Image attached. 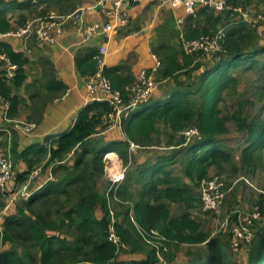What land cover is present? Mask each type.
<instances>
[{
    "label": "trees",
    "instance_id": "obj_1",
    "mask_svg": "<svg viewBox=\"0 0 264 264\" xmlns=\"http://www.w3.org/2000/svg\"><path fill=\"white\" fill-rule=\"evenodd\" d=\"M76 1L52 2L62 11L60 13H70L76 9ZM230 4L240 5L241 0H231ZM35 5L32 0H0V34L12 29L10 12L24 11L30 15ZM203 12L209 17L208 21H213V26L224 19L223 13L215 15L207 9ZM27 15L21 14L18 17L19 26L30 19ZM190 18L193 20L196 17ZM201 34L208 32L205 28L200 30L190 25L184 32V38L192 40ZM256 38L254 31L244 24L228 28L222 53L203 58V61H209V66L195 64L193 57L182 55L179 49L171 45L157 46L154 54L161 64V77L173 79L174 86L162 102L149 101L122 118L120 130L125 140H105L102 135L96 138L95 135L103 127L112 109L107 102L91 101L86 104L78 112L73 126L48 149V164L52 165L53 179L46 183L39 194H31L28 199H23L20 206L15 204L14 214L2 217L0 246L3 248L0 247V264H156L158 260L155 249L150 247L145 250L138 245L146 243L137 229L145 233L155 230L159 237L164 238L163 245L168 247L205 244L207 251L204 256L190 258L187 264H233L225 260L219 250V241L210 238L188 211L195 203L191 186L206 178L210 167L222 162L228 163L231 159L219 144L228 130L220 117L218 104L224 91L238 86L235 70L258 68L259 58L264 55V45H259ZM0 51L6 52L17 65L12 83L6 82L0 72V96L9 102L8 117L13 119L19 104L13 91L24 81V66L28 60L23 52H15L9 44L3 42H0ZM97 55L98 52L90 51L76 60L77 69L82 75L89 73L91 76L96 72L97 62L94 57ZM45 66L49 71L45 75V79L48 78L46 88L59 97L66 91V87L55 79L51 64L46 62ZM122 69V66H104L103 73L112 89L119 91L123 100L127 101L125 88L135 81L133 77L121 73ZM180 74L182 80L179 79ZM159 123L166 125L173 133L183 132L193 124L198 136L181 144L187 151L181 169H167L174 165L171 157H162L152 165L146 162L148 157L141 160V163H134L137 170L129 175L127 182L133 185L131 181L135 177L142 185L133 197L132 206L123 211L122 222L116 219V232L121 241L129 246V254L143 252L144 258L139 261H122L115 246L107 241L109 200L125 195L127 185L120 190H112L107 196L102 195L93 189V175H105L110 162H126L127 141L144 148L152 146ZM237 124L239 130L246 134L241 167L255 169L264 148V119L249 122L237 118ZM45 152L42 146L29 150V154L35 157L34 161L39 160ZM70 153L73 160L69 166L66 158ZM0 154H5L2 148ZM29 167L31 169V162ZM32 170L15 174L12 179L14 189L26 181ZM7 192L8 186L5 193L0 191V198ZM73 197L75 204L66 205ZM173 205H181L187 212L174 217L170 210ZM3 206L0 202V208ZM96 210L99 211L98 216ZM115 216L119 214L115 213ZM65 227L67 230L73 228L74 236H69ZM235 264H264V227L254 235L250 255L245 262Z\"/></svg>",
    "mask_w": 264,
    "mask_h": 264
},
{
    "label": "crops",
    "instance_id": "obj_2",
    "mask_svg": "<svg viewBox=\"0 0 264 264\" xmlns=\"http://www.w3.org/2000/svg\"><path fill=\"white\" fill-rule=\"evenodd\" d=\"M100 1L77 0L76 9L73 11H77L76 26L72 23L69 24L64 32L55 38L52 45L42 49H33L29 55H25L28 62L24 66V81L18 89L13 91L19 100V104L17 113L12 120L20 123H31L35 127L30 132H24L14 129L12 125H1L2 127L6 126L9 133L0 132V148L10 156L16 174L25 173L37 166L42 167L40 176L29 188L32 195L39 194L46 183L53 179L52 165L48 164V149L54 145L58 137L73 126L78 112L102 94L100 92L90 94L87 91L86 85L90 75L89 73L82 75L77 69L76 60L79 57L88 54L90 51L98 52L103 47L105 49L104 65L107 68L122 66L121 73L133 77L136 81L142 70H149L153 67L154 50L157 46L168 44L178 49L180 35H184L188 26H197L200 30L206 29L207 26L200 27L199 24L201 20L204 22V20L208 21L207 19H209L202 8L198 11L196 18L191 20L186 15L182 2L176 1L165 7H160L157 0H139L126 5L124 8L130 17V24L127 28L115 32L101 31L87 40H82L78 31L79 26L84 27L90 24L103 26L104 23L112 19L111 15L103 14L97 8ZM32 2L36 3L35 0ZM240 5L251 13L264 12V0H241ZM103 6L109 11V3H105ZM21 14L27 15L26 12L17 10L9 13L13 20L11 30L19 27L17 21ZM214 14L217 15V12ZM226 16L228 17L227 13H223L222 18L224 19L217 25H212L214 29H206L207 32L214 31L221 26L227 19ZM180 20L183 23L178 25L177 22ZM209 22L212 23L213 21ZM12 39L6 38L1 42L9 44L15 52H22L20 41L15 38ZM256 40L259 45H264V39L256 38ZM14 47L18 48L15 49ZM46 62L51 64L55 79L62 82L66 87V91L59 97L46 88L48 78L45 79V75L46 73L49 74L47 66H45ZM179 79H183L181 74ZM159 81L160 84L152 94L151 103L162 102L174 86L173 79L161 78ZM119 131L113 129L101 137L105 140H124ZM96 138H100V136ZM37 146H42L46 152L39 160L34 161L35 157L29 154V150ZM142 154H134L136 163H141V160L150 156L149 154ZM66 160V164L70 166L73 160L71 153ZM29 162L32 163L31 169ZM171 167L172 165L168 166L167 169H171ZM19 188L21 186L14 189V183H10L8 192L0 198V202L4 204L0 208V232L2 217L5 214H14L15 201L22 199L17 196ZM173 206L170 207L171 212ZM96 211L98 216L99 211ZM172 216L179 217L173 214ZM143 256V252H136L121 256L120 259L122 261H139L144 258Z\"/></svg>",
    "mask_w": 264,
    "mask_h": 264
},
{
    "label": "built area",
    "instance_id": "obj_3",
    "mask_svg": "<svg viewBox=\"0 0 264 264\" xmlns=\"http://www.w3.org/2000/svg\"><path fill=\"white\" fill-rule=\"evenodd\" d=\"M138 1L139 0H101L97 4V8L100 9L103 14L111 15L112 19L111 21L104 23L103 26H99L98 24H90L84 27L79 26L78 31L82 40H87L101 31L115 32L127 28L130 24V17L124 8L126 5ZM157 1L158 6L160 7H165L169 3L176 1L182 2L185 13L189 17H196L198 11L202 8L217 13H229L228 22H224L221 26L208 34H201L198 38L192 40L185 39L183 34L180 35V52L182 55L195 58L194 61L222 53V44L225 39L226 31L232 26L244 24L253 30L260 39H264V12L251 13L245 10L241 5L232 6L230 4L231 0ZM105 3L110 4L109 11L103 6ZM76 12L65 14L50 11L43 16L28 19L17 29L0 34V42L6 38L18 39L21 43V51L23 54L29 55L33 49H42L45 46L52 45L55 38L63 33L69 24L72 23L76 26ZM182 23V20L177 22L178 25H181ZM104 53L105 49L101 47L98 50V55L94 57L97 62V69L93 75L89 76L86 85L87 91L90 94L96 92L102 93L100 96L94 98L93 101L107 102L112 109V112L108 115L106 121L103 122V127L99 129L95 137L101 136L113 129L120 130L122 118L127 117L131 111L149 102L152 98L153 92L160 84L156 80V75L161 69V64L156 56H154L153 67L149 70H142L136 81L129 87L125 88L128 94V100L124 101L121 93L112 89L110 81L104 76ZM15 70H17V65L10 60V57L6 52L0 51V72H2L6 82L12 83L15 77ZM8 109L9 102L0 96V131L6 133H9L7 127H2L1 125L13 126L15 123V121L8 117ZM14 127L24 132H30L35 126L34 124L28 123L23 126L14 125ZM120 133L125 140L121 130ZM185 136L189 137L187 140L188 142L191 136H198V131L194 128L193 130L186 132ZM127 144V153L129 155H134L138 151L144 149V147L131 141H127ZM106 169L109 173V184L106 191L107 196L112 190L115 191L121 185L124 180L125 169H122L114 162H110ZM41 171L42 167L37 166L29 173L26 181L21 185V188L18 189L17 196L22 199H28L31 196L32 193L29 188L40 176ZM15 174L10 156L8 154H0L1 192L5 193L7 191V186L12 181ZM198 187L202 212L204 214H219L227 193L221 177L218 175L206 177L198 183ZM109 212L110 222L108 224L107 241L115 246L116 253L119 255L124 247L129 246L123 243L117 235L116 219H114V214L110 208ZM257 216L258 215L255 213L252 218H256ZM227 220L225 223H227ZM225 223H223L216 231H226V228H224ZM249 226V222H240L231 228L229 232L230 247L233 251H238L243 243H249L253 240L254 234ZM137 230L146 245L155 249L156 258L158 260L156 264H165L160 256V254H163L168 248V246H165L162 243L164 238L159 237L155 230H151L149 233H145L141 229Z\"/></svg>",
    "mask_w": 264,
    "mask_h": 264
},
{
    "label": "rangeland",
    "instance_id": "obj_4",
    "mask_svg": "<svg viewBox=\"0 0 264 264\" xmlns=\"http://www.w3.org/2000/svg\"><path fill=\"white\" fill-rule=\"evenodd\" d=\"M35 1L36 5L32 8V13L28 15L30 19L43 16L50 11L62 12L58 7L54 6L52 2L54 0ZM210 13L213 14V11H210ZM228 20L227 18L225 22H228ZM199 25L200 27L207 26L206 29L208 30L214 29L212 23L209 21L204 20L203 22L201 20ZM256 37L259 38L257 35ZM14 48L17 49L18 47ZM178 49H180V45ZM194 62L195 64L200 63L201 66H209L210 64L209 61H203V59ZM234 73L238 78V86H232L224 91L222 99L218 104L220 117L224 120L228 130V133L220 139L219 144L220 147L230 155L231 159L228 163L222 162L210 167L207 173V177L213 175L221 177L227 191L225 200L219 214H204L201 210L198 183H194L191 189L195 197V203L192 204L193 208L188 211L191 218L201 224L202 230L208 233L210 238H215L219 241V250L224 255L225 260L233 264L245 262L248 255H250L253 240L249 243H243L238 251H233L230 247L229 232L231 228L240 222H249V227H251L255 235L258 230L264 227V148L261 151L260 160L255 169L242 168L240 159L242 149L245 147L244 139L246 134L244 131L239 130L237 124V118L246 119L249 122H257L264 119V55L259 58L258 68L248 71L237 69ZM161 74L162 73L159 72L156 75L158 83H160L159 79L162 78ZM24 124L28 123H14V125L18 126H23ZM192 125L183 132L173 133L166 125L159 123L157 126L158 133L154 135L153 145L145 147L136 154H149L150 156L146 161L148 164L162 157H171L174 163L171 169L174 167L181 169L187 157L186 148L181 144L187 142L189 137H186L185 133L194 129V125ZM14 129L17 128L14 127ZM193 137L194 136H191L190 139ZM113 162L117 163L122 169H125L124 180L118 189L120 190L122 186L127 185V193L120 197L117 196L113 200H109V208L114 214V219L121 222L123 211L132 206L133 197L141 187L142 182L135 177H133L131 181V183H134L133 185L127 182L129 175L137 170V168L133 166L135 163V156L133 154L129 155L127 153V160L124 163L122 161ZM10 183L12 184V181ZM108 184L109 173L107 169L105 175H93L92 186L95 191L100 192L102 195H106ZM22 201L23 199H19L15 201V203L20 206ZM74 204L75 197L66 205ZM185 212H187L186 209L181 205L172 207V214L175 216H180ZM115 213H118L119 216L116 217ZM255 213L258 216L252 218ZM226 220L227 223H225ZM223 223H225L224 228H226V231L217 232L216 230L219 229ZM64 230L66 231L67 228L65 227ZM67 234L69 236H74V229L71 228L67 230ZM138 245L141 249H150L148 245L144 246V244L141 245V243ZM16 248L21 250L19 246H16ZM206 251L205 244H182L176 248L173 246L168 247L167 251H164L160 256L165 264H187L188 258H199L204 256ZM129 252L130 248L124 247L119 255L127 256Z\"/></svg>",
    "mask_w": 264,
    "mask_h": 264
}]
</instances>
